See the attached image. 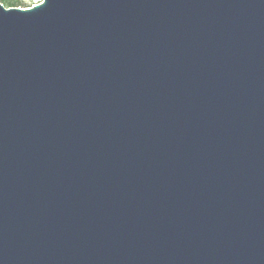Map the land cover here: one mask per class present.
I'll return each mask as SVG.
<instances>
[{
  "label": "water",
  "instance_id": "obj_1",
  "mask_svg": "<svg viewBox=\"0 0 264 264\" xmlns=\"http://www.w3.org/2000/svg\"><path fill=\"white\" fill-rule=\"evenodd\" d=\"M0 264H264V0L0 2Z\"/></svg>",
  "mask_w": 264,
  "mask_h": 264
},
{
  "label": "rangeland",
  "instance_id": "obj_2",
  "mask_svg": "<svg viewBox=\"0 0 264 264\" xmlns=\"http://www.w3.org/2000/svg\"><path fill=\"white\" fill-rule=\"evenodd\" d=\"M9 1H11L13 6H9ZM42 0H7V6L4 3V0H0L6 7H31L34 4L40 3Z\"/></svg>",
  "mask_w": 264,
  "mask_h": 264
},
{
  "label": "trees",
  "instance_id": "obj_3",
  "mask_svg": "<svg viewBox=\"0 0 264 264\" xmlns=\"http://www.w3.org/2000/svg\"><path fill=\"white\" fill-rule=\"evenodd\" d=\"M13 5H15V4H13L11 1H9V6H13Z\"/></svg>",
  "mask_w": 264,
  "mask_h": 264
},
{
  "label": "clouds",
  "instance_id": "obj_4",
  "mask_svg": "<svg viewBox=\"0 0 264 264\" xmlns=\"http://www.w3.org/2000/svg\"><path fill=\"white\" fill-rule=\"evenodd\" d=\"M5 5L7 6V0H4Z\"/></svg>",
  "mask_w": 264,
  "mask_h": 264
}]
</instances>
